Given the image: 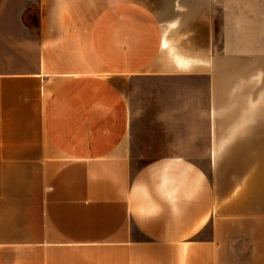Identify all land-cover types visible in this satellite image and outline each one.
<instances>
[{"label":"crops","instance_id":"crops-1","mask_svg":"<svg viewBox=\"0 0 264 264\" xmlns=\"http://www.w3.org/2000/svg\"><path fill=\"white\" fill-rule=\"evenodd\" d=\"M244 245L264 264V0H0V264Z\"/></svg>","mask_w":264,"mask_h":264},{"label":"rangeland","instance_id":"rangeland-1","mask_svg":"<svg viewBox=\"0 0 264 264\" xmlns=\"http://www.w3.org/2000/svg\"><path fill=\"white\" fill-rule=\"evenodd\" d=\"M187 81V80H184ZM189 81V80H188ZM142 82H139L138 84H141ZM136 94L142 95V92H136ZM133 159V166L137 167L147 159L154 157L153 155H147V154H135ZM247 245L241 246L238 250H236V254L240 257V259H237L235 262L236 264H245V256L248 255V249H246ZM248 248V247H247ZM254 264H260V261L254 262Z\"/></svg>","mask_w":264,"mask_h":264}]
</instances>
